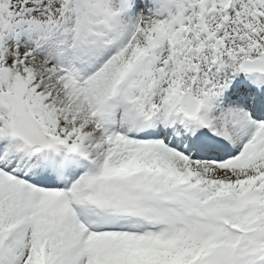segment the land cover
<instances>
[{"label": "snow or ice", "instance_id": "1", "mask_svg": "<svg viewBox=\"0 0 264 264\" xmlns=\"http://www.w3.org/2000/svg\"><path fill=\"white\" fill-rule=\"evenodd\" d=\"M0 264H264V0H0Z\"/></svg>", "mask_w": 264, "mask_h": 264}]
</instances>
